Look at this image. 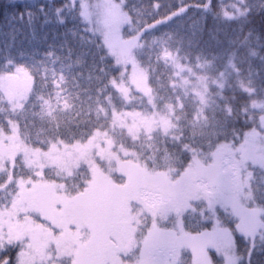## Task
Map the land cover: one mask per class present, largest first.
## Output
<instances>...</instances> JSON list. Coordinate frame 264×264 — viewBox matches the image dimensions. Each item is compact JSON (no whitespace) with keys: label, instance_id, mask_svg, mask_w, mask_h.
Wrapping results in <instances>:
<instances>
[{"label":"trees","instance_id":"1","mask_svg":"<svg viewBox=\"0 0 264 264\" xmlns=\"http://www.w3.org/2000/svg\"><path fill=\"white\" fill-rule=\"evenodd\" d=\"M119 1L129 17L126 31L143 30L135 55L148 74L154 102L128 84V70L101 34L87 27L78 3L0 0V74L25 67L34 80L20 109L0 90V130L16 121L26 142L42 149L104 131L115 150L130 151L123 158L175 176L195 154L209 156L221 144L237 147L251 131L262 129L264 111L256 102L264 101V0ZM123 83L130 89L126 95ZM129 120L138 124L136 133L125 124ZM20 160L13 179L37 178L26 164L18 170ZM251 172L243 201L264 207V169L252 166ZM44 178L62 182L72 195L85 188L91 171L80 166L65 172L53 165ZM115 179L123 181L120 175ZM9 180L0 170V199L14 190ZM198 201L182 216L190 231L213 224L212 212ZM215 208L233 231L238 264H264V235L251 241L230 207ZM174 217L164 214L160 223L172 227ZM21 247L0 241V264H18Z\"/></svg>","mask_w":264,"mask_h":264},{"label":"rangeland","instance_id":"2","mask_svg":"<svg viewBox=\"0 0 264 264\" xmlns=\"http://www.w3.org/2000/svg\"><path fill=\"white\" fill-rule=\"evenodd\" d=\"M73 1L87 27L101 34L117 62L128 70V84L154 102L148 74L135 55L143 30L126 31L129 17L122 1ZM33 83L25 67L0 74V90L15 109L26 102ZM120 89L125 95L130 90L124 83ZM256 104L264 111V101ZM161 122L168 125L164 117ZM130 123L125 122L136 133L138 124ZM261 126L237 147L221 144L209 156L195 154L174 176L123 158L130 151L115 150L104 131L42 149L27 143L17 122L11 121L7 130H0V170L14 180V190L0 199V241L21 244L18 264H64L63 258L69 264H237L233 231L224 226L215 207H230L238 229L251 241L264 235V207L246 206L242 198L243 186L252 179L251 167L264 169V115ZM19 157L18 170L26 164L37 178L13 179ZM53 165L65 172L86 166L91 178L83 190L68 194L62 182L44 178L45 169ZM195 200L200 204L202 200L212 212L211 228L190 231L183 223L187 209H196ZM164 214L171 221L177 214L172 227L160 223Z\"/></svg>","mask_w":264,"mask_h":264}]
</instances>
